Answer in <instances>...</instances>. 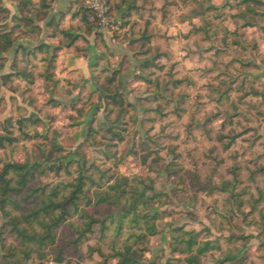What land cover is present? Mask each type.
Segmentation results:
<instances>
[{
    "label": "clouds",
    "instance_id": "obj_1",
    "mask_svg": "<svg viewBox=\"0 0 264 264\" xmlns=\"http://www.w3.org/2000/svg\"><path fill=\"white\" fill-rule=\"evenodd\" d=\"M40 2L34 0L36 4ZM49 3V19L53 16L59 19L61 12L67 13L60 32L54 37L43 22L39 23L43 44L56 47H49L48 52H37L31 63L25 65L28 79L24 75L17 76L13 69L12 50L3 54L7 59L0 68V77L12 76L13 81L11 86H4L0 81V99L3 100L0 108H4L0 122L11 119L13 109L24 110L26 119L35 114L42 121L34 126L41 137L57 130L76 128L81 130V135L73 140L79 145L85 140L84 132L94 135L98 125H102L105 131L112 128L120 132L125 137L124 144L130 140L133 144L141 140L150 146L159 144L158 159L163 169L159 175L150 173L158 183H164L167 170L173 165H180L185 173H195L203 164L205 158L201 154L205 148L213 149L211 156L223 146H227L225 156L234 151L243 155V150L250 147L245 143L249 138L259 137L257 145L264 143V89L259 87V83H264V32L261 31L264 20L260 17H249L247 22L241 20L240 14L249 8L243 0H187V3L168 0V6L176 12L171 23L164 18L163 0L149 4V8L156 9L152 12L155 21L146 31L152 36V28L158 27L160 32L150 43L142 41L146 55H138L129 47V42L116 39L117 28L109 30L97 26L88 35L82 17L73 19V14L69 13V0H49ZM88 3L91 4V0ZM0 6L10 12L0 24H12L19 14L17 0H0ZM134 19L139 20V17ZM65 31L67 36L62 34ZM97 33L103 36L99 47ZM75 36L82 39L75 40L71 47L62 43ZM83 39L88 41L86 50L74 56L65 55L75 51ZM160 42L167 46V51H155ZM17 43L30 49L40 47L29 37ZM247 64L256 67L245 68ZM256 77H260L256 87L262 94L253 95L248 84L241 89L245 80L252 81ZM225 81L227 86L222 88ZM109 82L119 84V88L112 92ZM29 97L36 100V105H31ZM12 124L19 127L15 119ZM96 139L100 140L101 136ZM112 142L123 147L119 140ZM20 143L26 141L21 139ZM117 159V169L123 177L144 178V166L134 150L129 149ZM167 188L165 184L164 189ZM189 191H192L191 184ZM213 199L209 197L206 203L186 199L180 204L163 203L155 207L171 211L164 218L165 224L183 228L189 237L199 236L207 227L212 232L209 241L215 242L227 232L217 231L212 221L223 223L221 217L227 214V209L217 213ZM243 211L251 213L252 208L245 205ZM244 234L257 237L259 231L253 225L246 227ZM220 242L223 243V239ZM164 249L167 254V245ZM145 257L151 260L152 253H145ZM176 258H180L179 253Z\"/></svg>",
    "mask_w": 264,
    "mask_h": 264
},
{
    "label": "trees",
    "instance_id": "obj_2",
    "mask_svg": "<svg viewBox=\"0 0 264 264\" xmlns=\"http://www.w3.org/2000/svg\"><path fill=\"white\" fill-rule=\"evenodd\" d=\"M21 7L22 17L17 21L24 23L25 25L32 23L28 20V14L35 7L32 5V1L17 0ZM110 8V15H119L122 8L129 5L127 11L123 13L122 17L125 20L123 27H127L131 35L135 36V26L139 25V21H135L134 25L129 27L130 20L132 19L133 10L140 11L141 7L138 4L139 0H107ZM85 0H77L78 11L73 14V19L77 16L82 17V23L86 26L87 33L92 32L95 28L93 21H90L92 12L85 7ZM244 4L249 5L247 12H242L240 18L244 21H248L249 17L255 19L256 17L263 18L264 13L261 11V7H264V2L258 0H243ZM40 9L36 10V17L38 20H42L48 13L49 0H41ZM168 6V3L165 5ZM262 12V13H261ZM10 12L8 9L0 7V21L6 20ZM145 18H143L144 20ZM16 21V18H13ZM138 23V24H137ZM53 25V24H49ZM128 25V26H127ZM57 25V30H52V37L60 32ZM152 26L151 20H145V25L139 27L137 40H132L129 43V47L134 51L137 48H144V44L150 43L152 38L157 36L152 31V36H149L146 31L147 28ZM67 36V31L62 33ZM18 35L10 31L7 24H0V68L3 67L7 57L3 53L9 48L13 47ZM74 39H70L69 46L75 43ZM98 46L103 43V36L97 34ZM226 43V40H225ZM139 50V49H138ZM158 51L160 49H157ZM49 47L47 45H41L36 48L34 52L26 53L25 48L20 47L13 60L12 67L16 70L17 76L24 75L26 79L29 77L26 75V64H30L31 60L36 57L37 52H48ZM152 51V49H149ZM157 51V52H158ZM146 55L144 52L137 53ZM144 67H148L147 63ZM4 86H11L13 77L5 76L0 77ZM109 88L112 92H115L119 88V84L109 82ZM14 90V88H13ZM26 119L18 121L20 128L24 126ZM10 122V120H8ZM99 131H95L94 135L89 136L87 133V142L96 141V134ZM108 134H111L112 138H119L122 141V135L112 128L107 129ZM28 137V135H26ZM18 139L9 137L7 135H0V145L5 147V143L12 144L17 142ZM55 151H60L62 148L57 144L54 139ZM47 163H53L54 165L45 167L43 169L41 164H4L0 169V220L3 219L4 223L1 228V247L0 250V264H25L22 260L30 257V254L34 252L32 247L28 244H35L39 251L46 247H55L59 244V231L62 228H66L69 232L70 240L63 242L60 245V249L67 248V244H70L76 253H79L80 247L85 242H88L91 238H97L98 240H105L110 234H113L116 238L125 236L122 245H118L113 241L111 250L113 252L112 258L116 260L117 264H155L146 263L144 254L147 252L146 247H140L141 242L148 240L149 236L157 234L154 222L159 217L157 214L150 215L149 213L143 214V209H147L149 206H155L156 204H163L166 200L164 195H160L155 192L153 182L151 179H140L133 177L130 179L123 176L118 177L114 183L107 185L102 184V178L95 177V174L100 175V171L96 169L95 173L87 174L88 171L84 165L86 160L82 162L79 160L77 163L76 173H72L69 170L68 165H64L61 160L67 159V157H54L51 153L44 157ZM72 162V161H71ZM59 163V165H56ZM171 172L178 177V183L183 187L182 191L188 192V188L184 184L185 178L181 175L184 169L180 165H173ZM178 168V169H176ZM46 174L47 172H53L56 176H60L62 172L69 174L70 178L66 181H61L52 187L49 185H32L33 180H36L37 173ZM185 172V171H184ZM236 172V171H235ZM187 174L194 175L193 172H187ZM235 181H239L238 174L234 173ZM197 184H200L198 175L193 177ZM15 183V184H14ZM14 184V185H13ZM224 188L214 186L210 189V194L216 192L226 193L228 192V183H224ZM185 185V186H184ZM214 185V184H213ZM243 195L231 194L230 201H228L234 209L235 201ZM23 200V202L20 201ZM251 202L238 201L237 208L239 211L248 204L252 205L254 211L258 210L259 216L262 220L261 228L264 229V193L261 192L259 197L251 198ZM28 203V204H26ZM9 206L11 208H9ZM108 207L106 213L96 215L94 213L95 208ZM262 208V209H259ZM14 210L20 211L19 214H14ZM253 211V212H254ZM245 213V216H249ZM142 221H144L143 224ZM116 226H113V225ZM126 231V232H125ZM12 234L18 239L19 244L22 246L19 251L23 256L21 259L18 253V248H7L6 239L4 234ZM240 240H247L246 237H240ZM233 239L228 238L231 242ZM221 247L214 245L211 241L203 242L198 239V236L193 234L189 237V233H185L183 229L177 234V237L173 239V251L177 253L187 254L184 262L180 259L176 261H169L167 264H201V258L208 254H211L214 250H218ZM195 249V252L193 251ZM99 254L105 259L103 264L108 263V257L101 248L89 246V255ZM224 264V263H220Z\"/></svg>",
    "mask_w": 264,
    "mask_h": 264
},
{
    "label": "rangeland",
    "instance_id": "obj_3",
    "mask_svg": "<svg viewBox=\"0 0 264 264\" xmlns=\"http://www.w3.org/2000/svg\"><path fill=\"white\" fill-rule=\"evenodd\" d=\"M87 2L88 0H85V7H87ZM160 2L161 0H139L138 4L141 9L140 11H136L137 9L133 10L132 19L130 20L129 25V27H131L134 25L135 21H139V25L134 27L135 36L131 35L130 32L123 31L124 29H127V27H123L125 20L122 15L127 11L129 5L122 8L119 15L116 17L111 16L115 21L113 28L119 29V31L114 33L115 38L122 41H128L129 43L132 40H137L139 38V27L141 28L145 25V20H151L152 25L155 21V17L152 15V12L156 11V9L154 7L149 8L148 5H154ZM172 2L175 3V0H172ZM167 3L168 0H163L164 7L166 9L164 11V18L171 23L173 18L176 16V12L172 7H166L165 5ZM185 3H187V0H185ZM261 10H264V7H261ZM262 12L264 13V11ZM92 17L93 15H91L90 21H93ZM134 17H139V20H135ZM143 18L145 19L143 20ZM233 19H236V17H233ZM261 20H264V17L261 18ZM93 23L95 24V22ZM95 27H97L96 24ZM113 28H109V30H112ZM152 31H154L157 36L159 35L160 30L158 27L152 28ZM261 31L264 32V29ZM157 49H164L167 51V46L163 42H160ZM157 49L155 51H158ZM255 50L258 51V49ZM140 51L144 52V48H142V50H140V48L135 50L136 53H139ZM254 67H256L255 64L245 65V68ZM145 69H147V67ZM152 75L155 74L153 73ZM258 82H260V77H256L252 81L245 80L240 87L243 89L244 84H248L249 92L253 95H260L262 92L258 91L256 87ZM225 86H227V81L222 82L221 87L223 88ZM259 87L264 89V83H259ZM13 91H15V89ZM28 99L31 105H36L35 99L32 97H29ZM2 104L3 100L0 99V105ZM3 111L4 108H0V113ZM12 119H15L17 123L21 119H26L24 110L13 109L12 118L0 122V132L4 133L2 135L18 139L17 142L12 144L6 142L5 147L0 145V169H2L4 164L8 163L29 165L41 164L44 169L45 167L47 168L54 165L53 163L49 164L44 160L45 156L52 153L55 158L67 157V159L61 160V163L63 162L64 165L72 163L69 166V170L72 173H76L75 171L78 165L77 162L79 160L81 162L83 161L82 159L86 160L84 165L88 171L87 174L90 175L93 172L95 173L96 169H98L100 171V175L95 174L96 179L99 177L102 178V184L107 185L108 183H114L118 177L122 176L117 169V164L119 163L117 156H122L124 152L132 149L136 152L138 159L144 166V179L152 180L155 192L160 195H164L166 198L164 203L170 205L180 204L186 199H199L200 201L206 203L209 197H214L213 208L217 211V213L227 209V214L221 217L223 223L219 221H212V225L217 228V231L221 233H225V231L227 232L226 235L217 238L215 242L211 241L214 245H219L221 248L214 250L211 254L203 256L201 258V264H220L221 262L224 264H258V262L264 264V229L262 230L261 228L262 220L259 216L258 210L255 212L252 205L246 204L252 208V212L248 213L249 216L246 217L245 212L243 211L245 206L241 211L237 208L238 201L251 202V198H258L261 192L264 193V143H259L257 145L256 141L260 139L259 137H251L248 141H245V143L250 144V147L243 150V155H241V152L239 151H234L228 156H225L224 153L227 151V146H223L220 149L215 150V155L211 156L210 153L213 149L205 148L201 154L202 157L205 158L203 160V164L195 170L194 175L187 174L184 171L181 172V175L185 178L184 184L186 187L189 189V184L192 185V191L188 190V192H184L182 191L183 187L178 183V177L171 174V172L176 170H172L170 168L167 170L164 183H158L157 178H153L150 175L151 172H157L159 175L163 169V165L158 159L157 149L160 148L159 144L150 146L149 143H145L143 140L135 144H133L130 140L128 144H124L125 137L121 134L123 140L120 141V145H123V147H119L112 142L113 140H118L119 138H112L113 136L108 134L102 125H98L97 131L99 132H97L96 136H101V139L94 142H87V132H84L83 134L85 136V140L78 145L74 142L73 138L81 135V130L79 129L73 128L72 131L57 130L51 135L41 137L40 134L35 131L34 126L41 124L42 121H40L35 114H33L30 119H26L24 126L21 128L19 123V127L15 128L12 124ZM8 120H10V122H8ZM17 132L19 135H14V133ZM26 135H28V137H26ZM21 139L26 141V143L21 144ZM54 139H56L57 144L62 148V150L55 151L53 145ZM33 140L35 143H32ZM161 143L170 142L162 141ZM252 149H255V151ZM172 151H176L175 146L172 147ZM154 156L157 158L153 159ZM245 157H247V159H245ZM56 165H59V163ZM234 173L238 174V182L234 179ZM195 174L198 175L200 184L194 182L195 179L193 177ZM36 177L37 178L36 180H33L32 185H49L51 187L70 178L69 174H66L65 172H62L60 176H56L53 172H47L46 174H41L39 172L36 174ZM224 183H228V192H216L215 194H210V189H213L214 186L224 188ZM165 184L168 185L167 190L164 189ZM231 194L243 195L234 202L235 205L233 210H231L232 206L228 202L230 201ZM20 201L23 202L22 199H20ZM9 208L11 207L9 206ZM262 208L264 209V207ZM107 210L110 209L102 206L95 208L93 211L96 215H99L106 213ZM142 212L143 214L149 213L150 215L157 214L159 216L154 222L157 234L149 236L147 241L141 242L139 245L140 247H146L148 249L147 252L152 253L151 260L147 259L144 254L145 262L167 264L169 261H176L177 252L173 251V239L177 237V234L180 233V230L183 228L175 227L174 224L164 223V218L171 214L170 210L161 211L155 206H149L146 210L143 209ZM13 213L17 215L20 211L14 210ZM3 223L4 221L1 219L0 233ZM143 223L144 221H142L141 224ZM253 225H255L259 231V236L253 237L251 235H245L244 229L246 227L251 228ZM113 226L116 225L114 224ZM211 235L212 232L205 227L204 231L198 236V239L200 241L207 242L209 241V237ZM4 237L6 239V249L11 247L18 248V257L21 259L23 256L19 251L22 246L19 244L15 235L7 233L4 234ZM240 237H246L247 240H240ZM2 238L3 236L0 234V241ZM228 238H232L233 240L229 242ZM124 239L125 236L116 238L113 234H110L103 241L98 240L96 237L91 238L88 242L81 245L79 250L80 254H78L72 247H70V244H67V248L60 249L61 243L68 242L70 240L68 230L66 228H62L61 231H59L58 245L53 248L46 247L42 249V251H39L35 244H28L29 247H32L34 252H32L30 257L26 259V262L25 260L22 261L25 264H103L105 259L99 254L95 253L92 256L89 255V246H91L101 248L108 257V263L113 264L116 260L112 258L113 252L110 248L112 242L115 241L120 246L122 245ZM221 239H223V243L220 242ZM164 245H167V254L165 253ZM253 249L256 251H253ZM0 250L3 251L1 242ZM179 254V259L183 263L187 254ZM185 264L188 263L185 262Z\"/></svg>",
    "mask_w": 264,
    "mask_h": 264
},
{
    "label": "crops",
    "instance_id": "obj_4",
    "mask_svg": "<svg viewBox=\"0 0 264 264\" xmlns=\"http://www.w3.org/2000/svg\"><path fill=\"white\" fill-rule=\"evenodd\" d=\"M27 1H29V2L32 1V5L35 6L31 10V12L28 14V20H30L32 23L25 25L24 23H21V22L17 21L18 19H20L22 17V15H21V7H20L19 2L17 1V3H18L17 11H18L19 14L14 17V18H16V21H13L12 24H7L8 29L10 31L13 29V32L16 35H18V38H17L16 42L14 43L16 45V47L15 48L11 47V48H9L8 50H6L4 52V53H6V52H9V50H12V55H11L12 61L14 60V58H15V56L17 54V51H18V49L20 47L25 48L26 53L35 51L36 48L35 49H30L28 47H25L23 44H18L17 43L19 40L23 39L24 37H29L30 40L33 43L39 44L40 46L43 45V42L41 41V32L43 30L39 27V23L40 22H43L45 24V28L46 29L51 30V35H52V33H53L52 30H57L58 29L57 25H59L58 27L60 29V26L63 23L64 16L67 14V13L61 12L59 19H57V17H55V16H53V17H51V19H49V14L47 13V15H46V17L44 19L38 20L35 14H36V10L40 9V5L34 3V0H26V2ZM69 2H70V7H69L68 11H69V13L74 14L79 9L78 4H77V0H69ZM49 6H50V3H49ZM3 8H5V7H3ZM73 9H75L74 12H73ZM49 24H53V25L51 26ZM91 33L92 32L88 33V35H91ZM75 37H79V39H82V37H80V36H75ZM75 37H73L72 39H74ZM96 40H97V35H96ZM70 41L71 40H64L62 43L64 45L68 46V47H71V46H69ZM87 44H88L87 39H83V43L81 45H79L75 49V51H73L71 53H66L65 55L66 56L67 55H73L74 56L76 54V52H80L81 50H86ZM47 46L48 47H52V48L56 47L54 44L53 45H47Z\"/></svg>",
    "mask_w": 264,
    "mask_h": 264
},
{
    "label": "built area",
    "instance_id": "obj_5",
    "mask_svg": "<svg viewBox=\"0 0 264 264\" xmlns=\"http://www.w3.org/2000/svg\"><path fill=\"white\" fill-rule=\"evenodd\" d=\"M87 8L92 12V20L96 26L113 28L115 21L110 15V8L107 0H91L87 2Z\"/></svg>",
    "mask_w": 264,
    "mask_h": 264
}]
</instances>
